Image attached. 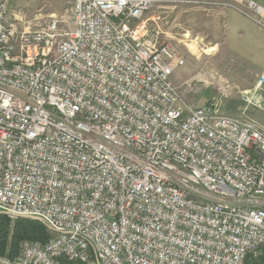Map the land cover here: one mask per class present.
<instances>
[{
	"label": "built area",
	"instance_id": "obj_1",
	"mask_svg": "<svg viewBox=\"0 0 264 264\" xmlns=\"http://www.w3.org/2000/svg\"><path fill=\"white\" fill-rule=\"evenodd\" d=\"M163 1L72 0L71 26L10 21L0 0V211L51 233L0 264L258 259L264 126L244 112L264 110V71L238 115L185 105V59L149 14Z\"/></svg>",
	"mask_w": 264,
	"mask_h": 264
},
{
	"label": "crops",
	"instance_id": "obj_2",
	"mask_svg": "<svg viewBox=\"0 0 264 264\" xmlns=\"http://www.w3.org/2000/svg\"><path fill=\"white\" fill-rule=\"evenodd\" d=\"M169 1L181 3L178 14L182 17L179 18L178 26L167 23L159 40L168 41L177 50L180 47L189 50L186 56L182 54L185 65L178 66L177 75L184 73L192 65L194 53L190 52L191 46L201 51L207 48L212 54L209 58L214 57L213 54L217 52L219 67H222L224 55L230 54L234 62V75L240 78L234 83L253 87L257 77L264 71V0ZM43 16L34 17V20L41 21L49 15ZM182 22L185 25L180 24ZM30 23L34 25L31 21ZM199 55L200 53L196 56ZM196 60L198 59H194V62ZM243 87L244 90L251 88Z\"/></svg>",
	"mask_w": 264,
	"mask_h": 264
},
{
	"label": "rangeland",
	"instance_id": "obj_3",
	"mask_svg": "<svg viewBox=\"0 0 264 264\" xmlns=\"http://www.w3.org/2000/svg\"><path fill=\"white\" fill-rule=\"evenodd\" d=\"M180 4L175 1H163L150 11V15L156 16V24L160 35L169 24L178 26L177 24L180 22L179 18L182 17L178 14ZM71 8L72 0H7L6 14L10 21H13L14 18L17 19V22L26 19L29 23L31 21L34 24L41 23L44 20H34V17L42 18L45 14H56L71 24ZM167 23L168 25H166ZM180 24L185 25L184 22ZM170 45L172 44L170 43ZM174 48L176 49V47ZM209 50L206 48V50L201 51L191 46L190 52L194 53L191 59L192 65L189 66L188 70H184L185 72L179 75L176 73L178 67H175L170 76L171 82L177 89L180 99L185 105L199 107L220 96L221 111L227 115H238L245 106L240 98V93L245 88L243 86L249 88L252 85L234 83L235 80L240 78L234 75V62L230 54L229 56L224 55L222 67H219L217 52L213 54L214 57L209 58L212 55L211 50ZM177 51L179 55L184 54L186 56L189 50H184L183 47H180ZM199 53L200 55L197 57L196 55ZM194 59L198 60L194 62ZM262 106L264 108V94ZM244 114L249 118L257 120L264 126V110L257 107L248 108Z\"/></svg>",
	"mask_w": 264,
	"mask_h": 264
},
{
	"label": "trees",
	"instance_id": "obj_4",
	"mask_svg": "<svg viewBox=\"0 0 264 264\" xmlns=\"http://www.w3.org/2000/svg\"><path fill=\"white\" fill-rule=\"evenodd\" d=\"M51 233L39 220L32 218H11L0 213V256L13 258L18 253L19 243L24 240L46 242ZM62 264H84L78 261L62 259ZM245 264H264V248L257 260L246 259Z\"/></svg>",
	"mask_w": 264,
	"mask_h": 264
},
{
	"label": "water",
	"instance_id": "obj_5",
	"mask_svg": "<svg viewBox=\"0 0 264 264\" xmlns=\"http://www.w3.org/2000/svg\"><path fill=\"white\" fill-rule=\"evenodd\" d=\"M0 213L1 214H6L5 212H3V211H0ZM24 218H29V217H24ZM32 219H35V220H39V219H37V218H32ZM39 221H41V220H39ZM42 222V221H41ZM43 223V222H42ZM44 224V223H43Z\"/></svg>",
	"mask_w": 264,
	"mask_h": 264
}]
</instances>
